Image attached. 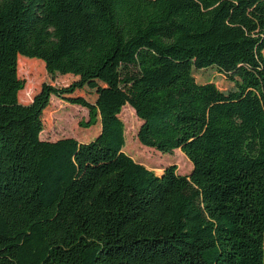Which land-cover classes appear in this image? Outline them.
<instances>
[{
    "label": "trees",
    "instance_id": "trees-1",
    "mask_svg": "<svg viewBox=\"0 0 264 264\" xmlns=\"http://www.w3.org/2000/svg\"><path fill=\"white\" fill-rule=\"evenodd\" d=\"M30 60L71 82L21 103ZM51 97L98 135L40 139ZM126 105L189 175L123 151ZM0 264H264V0H0Z\"/></svg>",
    "mask_w": 264,
    "mask_h": 264
},
{
    "label": "rangeland",
    "instance_id": "rangeland-1",
    "mask_svg": "<svg viewBox=\"0 0 264 264\" xmlns=\"http://www.w3.org/2000/svg\"><path fill=\"white\" fill-rule=\"evenodd\" d=\"M18 58H25L19 56ZM18 67L19 78L25 80L24 89L19 93V101L27 104L32 97L40 90L44 83L53 86H63L71 82L70 77L52 76L45 71L43 64L37 60L26 62ZM122 64L114 69L113 67L106 71L105 77L111 81L117 82L123 75L125 70ZM135 70L129 68V73ZM212 75V74H211ZM208 74H195L196 80L203 82L207 81ZM216 85L224 92L229 91L230 86L226 84L224 79L215 78ZM240 90H245L252 87L249 83L240 82ZM99 85H89L85 88L82 94L88 99L93 100ZM234 89L231 87V90ZM135 114V113H134ZM133 114L131 108L126 105L122 108L119 118L123 124V151L129 155L135 162L142 164L148 170L157 174L169 165H174L180 175H189L192 170L190 162L179 151L174 150L172 153H160L153 149L142 146L137 139V131L140 122ZM88 120V112L86 109L79 106L67 104L58 100L55 97L50 98L49 108L43 115V131L40 134V139L46 141H56L63 138H74L79 142L86 143L93 140L99 133V122L90 128H81L80 124ZM160 171V172H157Z\"/></svg>",
    "mask_w": 264,
    "mask_h": 264
},
{
    "label": "crops",
    "instance_id": "crops-1",
    "mask_svg": "<svg viewBox=\"0 0 264 264\" xmlns=\"http://www.w3.org/2000/svg\"><path fill=\"white\" fill-rule=\"evenodd\" d=\"M157 174V173H156Z\"/></svg>",
    "mask_w": 264,
    "mask_h": 264
}]
</instances>
